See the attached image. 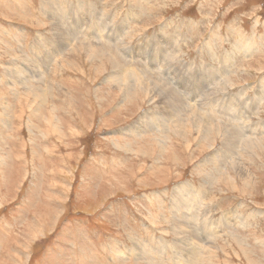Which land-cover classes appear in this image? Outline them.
<instances>
[{"label": "rangeland", "instance_id": "1", "mask_svg": "<svg viewBox=\"0 0 264 264\" xmlns=\"http://www.w3.org/2000/svg\"><path fill=\"white\" fill-rule=\"evenodd\" d=\"M100 19L103 44L80 46ZM159 57L162 86L141 89ZM117 60L131 79L101 68ZM261 89L264 0H0V264H264ZM239 101L235 148L231 127L179 137L174 110L240 118Z\"/></svg>", "mask_w": 264, "mask_h": 264}, {"label": "bare ground", "instance_id": "2", "mask_svg": "<svg viewBox=\"0 0 264 264\" xmlns=\"http://www.w3.org/2000/svg\"><path fill=\"white\" fill-rule=\"evenodd\" d=\"M22 7V6H21ZM21 7H18L16 9V11H12L11 9H9V12H10V18L12 19H15L17 20L18 22H21V23H30V18L28 17V13L26 11L25 8H21ZM82 6L80 5L79 8H81ZM44 11V9H42V12ZM87 22L91 23L93 22L95 19H97V16H96V11L93 9L91 10L90 12H87ZM21 16V18L19 17ZM19 17V18H18ZM64 18V15L63 17ZM83 19H79L77 18V24H76V21L74 22V26L72 28L76 29L78 31V27L80 28V24L84 21H82ZM102 20L103 19H100V21H98V23L95 22V24L93 25V27L90 29L91 31V35L89 39V43L88 44H85L84 42L82 41H79L78 43H80V46H89L90 44H93L95 41L92 42V39L91 37L94 36V34L98 33L99 34V38H98V45L101 46L103 44L102 42V39L105 40V35H104V27L102 25ZM96 21V20H95ZM95 40V39H94ZM114 49H117L116 46L114 45L113 46ZM43 48V47H42ZM39 49V48H38ZM59 50L62 51V47H59ZM80 50V47L78 48L77 51L75 52H72V56L74 57V60H75V56H76V53H78ZM100 53H107L108 55L111 56V58H116L118 59L117 57V53H115V50L114 51H111V50H106V51H102ZM59 54V53H58ZM83 55H85L83 53ZM77 57V56H76ZM161 58V61H159L158 59H155V60H152L150 63V67H147L145 66L143 69H142V72L141 74H144L145 75V80L146 82L143 83L140 81L141 83V89L144 88L145 86H162V82H161V74H159L158 72H160L161 70L164 69V67L166 66V62H165V58L163 57H159ZM78 59V58H77ZM78 62H81V60L78 59ZM124 64L119 62L118 60L116 62H114V65L113 66H110V65H107V66H101V68L105 69V72L113 69V72H112V75H122L126 80H129L131 79L135 74H134V70L133 69H130V68H126V69H123L125 67H122ZM58 67L62 68V67H65L64 64H58ZM74 67L73 64H70L68 65V68L72 71V68ZM50 69V68H48ZM49 72V71H48ZM66 72V71H65ZM218 72H219V69H218ZM221 72V71H220ZM69 73H72V72H69ZM9 75H11V73H9ZM19 77V76H18ZM16 77L12 83H14L17 78ZM216 77V74L215 73H212V71H210L208 73V79H214ZM25 78V77H24ZM65 78V77H63ZM67 79L68 81L71 80L72 78L68 77V78H65ZM153 79V81L151 80ZM161 79V80H160ZM25 80V79H24ZM156 80V81H155ZM26 81V80H25ZM63 83V82H62ZM162 83V84H160ZM15 84V83H14ZM121 84V88H125V82L122 83L120 82ZM64 85V84H63ZM134 84H131L130 85V88L129 89H125L124 92H126L127 96H130L129 94L132 93L133 96H135V92H136V88L134 86H132ZM140 90V89H138ZM212 91H215L214 88H212ZM117 93V91H116ZM214 93V92H212ZM107 95L111 96V93H107ZM172 95V94H171ZM242 95V94H240ZM260 95V96H259ZM262 96H264V91L261 89L259 91V94H258V99L257 101L255 102V104H259L261 101H262ZM176 98H177V101L179 102V104H182L183 103V100L179 98V96L176 94ZM240 100V99H239ZM264 100V99H263ZM240 102V101H239ZM214 105L217 106V102L214 101ZM214 106V107H215ZM239 109L242 110V115L240 114V118H238V116L236 117H230L229 119H222L221 116H216L214 115L215 111L213 109V106H211V114H213L212 116L210 114H207V115H200V111H195V110H191L190 113H193L191 117L187 118V119H183L182 116V107L180 108L181 111L179 110H174V112H177L178 113V116L176 118V120L178 121H181V122H176V123H180V126H182L180 129H179V132H178V135L179 137H182V138H185L187 133L188 132H192V131H189L191 127H194L196 129V134L198 135H201V136H205V135H208L207 131H210L211 129L213 128H216V129H221L222 126L223 127H231V130L227 133V135L224 137L225 139V143L227 145V147H231L233 146V148H235L237 145H238V140H241L240 138L243 137L242 135V132H241V128L240 126L244 123H246L248 121V117L244 116V114H246L247 112V108H252V105H249V103H239ZM185 115V114H184ZM188 117V115H187ZM220 117V118H219ZM175 118V115L174 113L170 112V111H167V116H164V117H159V118H155V120H164V121H169V120H174ZM219 118L220 120L219 121H216V119ZM153 119V118H152ZM150 120V118H149ZM152 121V120H151ZM184 122V123H182ZM220 122V123H219ZM150 122H147L145 123L143 120L140 121V123H138V128L137 130H142L143 128H146L147 125L149 124ZM185 124H190V125H187L186 126V131L183 129L184 125ZM142 125H145V126H142ZM173 125L172 122H170V124H168L167 126H162L160 129H158V131L156 133L153 134V136H151L152 138H154V136L158 139H163V133H165L168 129L171 128V126ZM142 126V128H141ZM179 126V127H180ZM178 127V128H179ZM176 128V130L178 129ZM213 131V130H212ZM166 134L170 135V132H166ZM211 134V133H210ZM140 137V136H139ZM125 139V138H124ZM133 138L129 139V140H132ZM233 142V143H231ZM246 145L245 146H249V142H245ZM244 143V144H245ZM196 153H198V151H196ZM199 154V153H198ZM197 155V154H196ZM228 155V154H227ZM230 156L231 158L233 157V155H228ZM196 158V157H195ZM190 158H188L189 160ZM181 161L182 163H186L187 164V157H181ZM188 162H192V160H189ZM235 165L236 163H234L233 166L231 167H234L235 168ZM162 168V167H159V169ZM233 168V169H234ZM232 171V170H231ZM169 172V171H168ZM179 189H186L185 187L181 186L178 188ZM177 190V191H178ZM190 194V193H189ZM180 193L178 194H175L174 195V200H172V202L174 203L173 206H175V208H178V206H184V199L185 198H181V196H179ZM173 199V198H172ZM186 209V208H185ZM183 210V209H182ZM184 212V210H183ZM183 216V215H182ZM186 216V215H185ZM195 233V232H194ZM258 233V232H257ZM260 234H264L263 232H261ZM193 235V234H191ZM146 250V252H150L151 250L149 249V247H144ZM154 248H152L153 250ZM147 254H150V253H147ZM198 258V257H197ZM195 264H197L195 261H194Z\"/></svg>", "mask_w": 264, "mask_h": 264}, {"label": "crops", "instance_id": "3", "mask_svg": "<svg viewBox=\"0 0 264 264\" xmlns=\"http://www.w3.org/2000/svg\"><path fill=\"white\" fill-rule=\"evenodd\" d=\"M73 34H75L74 32H72ZM90 49L92 48L91 46L89 47ZM103 48H105L106 50H111L112 51V48L110 46H104Z\"/></svg>", "mask_w": 264, "mask_h": 264}]
</instances>
